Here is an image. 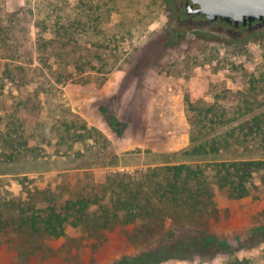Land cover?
Masks as SVG:
<instances>
[{
  "label": "rangeland",
  "instance_id": "obj_1",
  "mask_svg": "<svg viewBox=\"0 0 264 264\" xmlns=\"http://www.w3.org/2000/svg\"><path fill=\"white\" fill-rule=\"evenodd\" d=\"M171 24L167 0H0V36L10 38L0 52H16L12 63L22 78L19 84L1 87L7 99L3 109L10 112L13 97L26 101L32 96L33 109L18 114L22 134H48L38 145L43 150L38 161L47 162V167L0 177L6 200L14 196L26 202L25 191L49 187L62 204L67 194L84 187L115 185V174L139 183L150 168L205 164L207 160L174 156L189 147L197 128L191 125L194 114L237 116L238 102L253 96L262 103L257 112L264 113V33L230 42L172 29ZM43 48L55 56L50 72L38 62ZM254 83L258 95L248 90ZM100 107L129 126L126 138L111 131ZM57 121L70 124L73 144L56 140L62 128ZM67 151L83 156L63 158ZM256 185L258 191L250 198L264 200V187ZM214 194L219 215L208 224L217 236L237 245L250 226L264 224V201L248 205L249 198L231 201L218 190ZM135 228L89 236L70 227L65 239L46 240L51 252L25 260L15 251L14 243L21 239L13 241L0 232V264H108L142 250L134 244L137 240L127 237ZM145 241L165 240L158 233ZM160 264H264V242L231 256Z\"/></svg>",
  "mask_w": 264,
  "mask_h": 264
},
{
  "label": "trees",
  "instance_id": "obj_2",
  "mask_svg": "<svg viewBox=\"0 0 264 264\" xmlns=\"http://www.w3.org/2000/svg\"><path fill=\"white\" fill-rule=\"evenodd\" d=\"M7 35L0 36V47L8 43ZM52 56L47 48L37 54L38 62H42L46 72L52 68ZM15 57L18 55L10 49L0 52V61H3L0 64V177L48 166L47 162L38 161L43 154L42 147L38 148V145L47 139L48 134L23 136V121L18 117L21 111L33 109L30 106L33 97L26 101L13 97L10 112L3 109L7 99L1 87L6 82L19 84L22 80L18 75L19 68L12 63ZM256 84H251L248 90L258 95L260 91ZM261 106L256 96L244 97L236 106L235 111L240 112L237 116L233 115L234 112L231 116L206 112L192 116L191 125L197 128L190 135L189 147L174 153V156L179 154L185 161L207 160L205 164L175 163L150 168L146 179L139 183L126 178L125 174H115L113 176L118 178L115 185L106 182L99 190L92 185L89 190L84 187L74 194H67L62 204L57 203L59 198L54 197L49 187L42 190L33 187L25 191L26 202L14 196L6 200L1 192L0 232L13 241H25L14 243L17 257L24 260L51 252V248L44 245L46 240L65 239L70 227L91 236L134 225V232L127 237L137 240L134 244L142 250L108 264L191 261L216 255L231 256L237 250L258 246L264 242V224L254 223L234 245L213 233L208 223L210 218L216 220L219 215L215 190L231 201L249 198L248 205L252 201L257 204L264 201L258 197L250 198L258 191L257 182L264 187V113L257 112ZM99 111L111 131L118 138H126L129 126L106 109L100 107ZM58 126L62 128L56 140L73 144L76 140L71 138L70 124L57 121ZM34 139L36 145H31L29 140ZM82 156L80 151L71 155L67 151L62 155L69 160ZM114 158L116 160L111 156L112 160ZM21 180L31 179L23 177ZM35 195L39 196L35 198ZM106 195L107 201H102ZM91 207H96V210L91 211ZM261 213L264 214V208ZM168 221L170 224L166 228ZM158 233L164 242L152 244L145 241Z\"/></svg>",
  "mask_w": 264,
  "mask_h": 264
},
{
  "label": "water",
  "instance_id": "obj_3",
  "mask_svg": "<svg viewBox=\"0 0 264 264\" xmlns=\"http://www.w3.org/2000/svg\"><path fill=\"white\" fill-rule=\"evenodd\" d=\"M170 6L171 0H167ZM185 15H200L204 20L197 22L182 21L178 30L190 34L209 35L225 41L241 42L244 37L234 29H223L216 26V21L234 27L240 23L248 24L246 37L258 36L264 33V0H185ZM252 22H257L254 26Z\"/></svg>",
  "mask_w": 264,
  "mask_h": 264
},
{
  "label": "flooded vegetation",
  "instance_id": "obj_4",
  "mask_svg": "<svg viewBox=\"0 0 264 264\" xmlns=\"http://www.w3.org/2000/svg\"><path fill=\"white\" fill-rule=\"evenodd\" d=\"M185 3V0H171L170 12L172 24L170 25V28H178L179 24L182 21H192L195 23L199 20H204L203 17L200 15H185ZM214 24L223 29H234L238 34L242 35L244 38L246 37L245 31L248 29V24H246L245 27H243L240 23L238 24V26L234 27L233 23L228 24L222 21H216ZM255 24H257V22L251 23L252 26H254Z\"/></svg>",
  "mask_w": 264,
  "mask_h": 264
}]
</instances>
